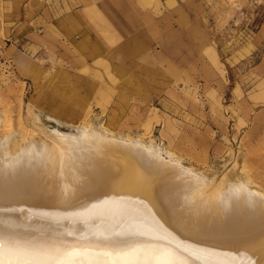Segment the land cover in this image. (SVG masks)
<instances>
[{
	"label": "rangeland",
	"instance_id": "obj_1",
	"mask_svg": "<svg viewBox=\"0 0 264 264\" xmlns=\"http://www.w3.org/2000/svg\"><path fill=\"white\" fill-rule=\"evenodd\" d=\"M0 119L103 124L264 190V0H0Z\"/></svg>",
	"mask_w": 264,
	"mask_h": 264
},
{
	"label": "bare ground",
	"instance_id": "obj_2",
	"mask_svg": "<svg viewBox=\"0 0 264 264\" xmlns=\"http://www.w3.org/2000/svg\"><path fill=\"white\" fill-rule=\"evenodd\" d=\"M159 141L88 121L40 140L0 133L6 181L22 174L31 192L0 204V218L15 224L6 246L39 259L53 247L135 232L146 250L179 249L184 264H264V190L242 176L213 183ZM144 158L159 170H146ZM104 251L93 245L87 255Z\"/></svg>",
	"mask_w": 264,
	"mask_h": 264
},
{
	"label": "snow or ice",
	"instance_id": "obj_3",
	"mask_svg": "<svg viewBox=\"0 0 264 264\" xmlns=\"http://www.w3.org/2000/svg\"><path fill=\"white\" fill-rule=\"evenodd\" d=\"M142 166L148 171H158L157 164L147 158L142 159ZM22 174L10 177L7 181L3 169H0V204L19 198L21 195H30L31 192L18 183ZM174 188L169 186L167 195L172 196ZM7 211L0 208V212ZM15 224L11 219L0 218V264H184L183 253L177 249L163 250L155 248L146 250L141 246L144 241L138 233H114L111 236L102 237L99 240L87 243L77 242L41 252L42 258H32L36 253H20L13 242L5 244V231L12 229ZM9 235L11 233L9 232ZM206 238H212L210 233L204 234ZM123 237V238H122ZM93 245L102 246L106 251L102 256L89 258L87 250ZM7 255H16L15 259L6 258ZM249 264H255L250 261Z\"/></svg>",
	"mask_w": 264,
	"mask_h": 264
}]
</instances>
